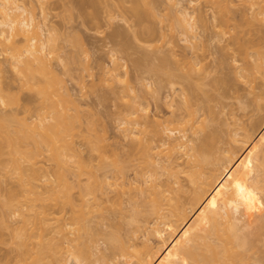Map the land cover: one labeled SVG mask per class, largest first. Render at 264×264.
<instances>
[{
    "label": "rangeland",
    "instance_id": "rangeland-1",
    "mask_svg": "<svg viewBox=\"0 0 264 264\" xmlns=\"http://www.w3.org/2000/svg\"><path fill=\"white\" fill-rule=\"evenodd\" d=\"M71 1L72 0H69V1L68 0H48V2H47V3H49V5L47 7L48 11L46 10V12L48 13L47 14V21L50 25L49 31L51 30L50 34L52 31L54 32L56 29L55 33L52 32L53 34H55L54 36H56V34L59 35V36L55 37V38H57L58 45L56 43L55 44L59 47V48L58 47L57 48L59 49L60 55H61V53L65 52L63 54L65 57L63 55L62 56L59 55L61 57V59L58 56H57L58 58L55 56L56 58L54 57L55 58L54 59L52 56V58L54 59L55 62L53 60L51 62L54 63L55 67H57L58 71L61 73L60 76L61 77L63 76L62 78L66 80L65 82H67L66 84H68V88L71 91L73 90L74 94L70 91L73 95L71 97H73L76 102L78 101L77 102L78 105H76V103L74 102V100L72 98H71L72 100L70 99L71 101L69 100L70 97H68V99H67L68 101L67 100L63 101V99L61 101V99H59L58 96H57L58 99L52 97V100L54 102L58 101L57 102L58 104H59V100L62 103L65 102L64 103L65 105L60 102L61 105L59 104V106L61 107L63 105L62 110H64V108H66L67 112H66V109H65V111H62L60 109L61 111L58 110V113L62 114V115L67 113L66 115L68 117L67 119L69 120L70 125H71V122L73 120L78 118V120H75L72 123V127H71L72 132H70L68 134L69 137L66 136V139L68 137V139L66 140L68 147H69V143L71 142L69 150H68L67 145H65L66 150L70 153V155L66 152V154L68 156V157H66L67 159H65L66 164L60 165L62 167L68 168V169H65V171H68L67 172L68 174L64 170L63 171L61 170L64 168L57 166L56 165L57 163L55 164V162H53V160L49 158L47 151H44L43 155L41 154L42 156L41 155L38 156L39 158L37 157L38 159H36V163H35L36 165L35 166L39 167V170L41 169L40 171H43L45 168L46 169L44 171H47V169H48V174H46V175L48 176L51 174L48 177V179H49V181L52 180V182H54V184L56 182H58L59 179H61L60 180V181H62L61 186L64 188L63 190L65 191L67 197L72 198L74 196L75 201H74L73 207H74V210L76 209L75 211H77V209L82 208L80 206L81 203H80V188H79L81 178L79 179V177L82 176L83 178H85L84 175H81L80 173L78 174L79 171H77L79 165L82 163L81 162L83 160L82 157H84L85 162H87L91 158L92 161L90 159L89 162L91 161V163H94L93 165H97L99 167L98 170L101 169L98 172L108 171L107 173H109V175H111V176L116 174L117 169L115 168V170H114L113 166H115V165L113 163L110 164L109 162L113 161L114 158H117V159H119L121 164L125 165V167H126L125 168V174H126L127 178L130 179V181L135 182L138 179L141 181L143 179H147V177H146L147 173H144V172L150 171V170H147L148 168L149 169L151 168V170H153L158 165L157 164L156 165H150V167H148L147 166L148 164L145 162L146 159L142 160V158H141L142 154H145L144 153L145 151L143 152V150H145V149H143V146L146 145L148 142H150V139H152V138H154V139H152V140H154L153 143H156L155 139H158V140L160 139V138H158V135H157L158 133L156 132V128L158 126L156 124L154 127V124H155L154 122H157V120L165 119L162 122L167 123V121H166L167 118L173 117L172 114L176 113L178 121L180 122V120H182V121L184 120V122H180V123L176 122L178 124H176V123L171 124L170 123L168 126L170 127V125L174 124L173 127H175L176 125H178L179 127H182L180 131L184 132L187 135V138L194 139L193 140V141H195L194 143L198 144L199 146L202 147V149H204V153H205V155H207L209 157V159H210L211 154L207 153V151L211 152V153L214 152L213 153L214 156L211 155V159H213V160L210 159L211 163L209 161V163L205 164L207 166V169L205 168L206 167L205 165H204L205 167H203V169H205L204 170L205 171V173H204L205 177H206V175L209 174L211 176V178H210V176H208L210 178V179L209 178L208 179L212 180L213 179L212 176L215 177L214 174H216V176H217V172L213 173V171L219 170L218 173L221 172V170H220L221 166L224 164L222 166V172H224L226 174H224L225 176H223V173L221 172L220 176H217L218 180L219 181L223 180V182H227V186L231 187L232 189H233V187H235L236 188V190L234 189L235 191L238 190L236 192L237 194L234 195L232 193L231 188L230 189L227 188L228 190H231L230 192L229 191L228 192L232 193V195H234V197H230V194H229L228 198L230 199V201L226 202V206L227 205H229V206L227 208L226 207L225 208L229 211V213H231L235 217L239 218L240 222L242 224H247V225H245L246 227H243L244 229H241V231H243V232L245 231L247 233L244 236L245 239H247L246 235H248V239L250 238L253 240V241L250 239H249L250 241L247 240V241H249L247 243V248L249 249L248 253L251 252L249 254V257L250 256L251 257L249 259L247 258V260H249V261L244 260L243 264H246V263H248V264H264V224H263L264 223V188H263L264 187V127L262 129L259 128L260 130L257 129L258 127L264 126V124H262L264 122V118H262V117H264V74H263L264 69L262 68L263 71H261V69H258L259 67H262V65H264V60H263L264 58H262V56H263L262 54H260V55H262V56H260V60H259V57H257L258 59L256 61L255 60L256 57L255 58L253 57V56H259V55H257L259 53H256V52H258L257 47L260 48L259 49L260 53H261V50L264 53V14H263L264 13V0H228V1L227 0H221V2L219 0V4H218V0H216L217 3L215 2V0L213 2L210 0H193L194 3L193 4L191 3V5H190L191 12L192 11L193 12H196V11L199 12V7H202V9L204 11H200V12H203L205 14V15L203 14L202 15L203 17L200 18L199 15L197 14L198 12L195 13V16H197V17H195V19L198 18V19H196V23L198 20H202L204 17H206L204 19V21H206V22H204L202 20L203 25L200 24L201 21H199L200 23L199 22L197 23L198 28L196 26L195 32L198 35H196V37H195L196 40H195V38L193 39V41L195 40V43L192 40L188 39L194 43V44L190 43L193 45H195L198 42L196 44L197 46L195 45V47H193V46L191 47V45L189 44L190 41H188L187 43L184 41V36L180 32L179 26L177 28L178 24H176V19L174 17L170 18L171 16L174 15V14H172V10H174V9L170 10L171 13L169 11V8H173V7H169L172 5L171 3L173 2V0H171V2H169L170 0L169 1L168 0H157V1L155 0L156 1L155 3H153L154 0H151V1H153L152 3L154 5L157 3L155 5V7L156 8L158 7L156 9L157 10L156 12L158 13L157 14L158 17L157 16L156 17L155 16L149 17L146 15H143L144 17H146L145 19H144V17H142L145 21L143 19H142L143 21H141L140 20L141 18H136L138 16L134 12H132L134 10L132 9V3L130 0H74L72 2ZM183 1H184V3L186 2L188 4L187 1H189V0H183ZM70 3H71V5H70ZM34 4L36 6L35 7L36 10H34L35 9L34 8L33 11L35 12L36 15H38L40 13L38 15V18L42 17L41 16V15H43V14H41L42 10L40 9L39 6H37L36 2H34ZM65 4H67L66 6L68 7V9H70L73 6L72 7L73 10L71 8V13H69L70 10L66 9L67 7L65 6ZM142 4H144V3H142ZM146 5L151 6L150 4H146ZM166 5H168V7H169V8L167 7L168 9L166 8ZM145 6L143 7L144 9H145ZM193 6H195V7L193 8ZM28 8L30 9L31 7L29 6ZM195 9H197V10H195ZM216 9H218V10L215 11ZM257 9H259L261 11L259 12ZM219 10L220 11L222 10L223 15L225 12V16L221 15L222 13H220ZM255 10L257 12L256 14H254ZM214 11H215V13L218 12L220 14L217 13L216 14L217 16H216L213 13ZM243 11H245L244 14L246 16L243 14ZM226 12L228 14H226ZM133 13L136 15V17ZM165 13H166V15H164ZM169 13L172 15L171 16L168 15ZM258 13H260V14H258ZM72 14H74V15H72ZM241 14H243V15H241ZM67 15H69V18L67 17ZM71 15H72V17L70 18ZM218 15L220 16L218 21H220V18H222V17H224L223 18L224 20L221 19L222 21H220V22L216 21L218 19ZM261 15H263V16H261ZM213 16H215V17L213 18ZM214 19H215V21H214ZM226 19L231 20V21H227V27L222 24V23H225ZM153 20H155V21H153ZM173 20H175V21H173ZM154 22H155V24H154ZM172 22H174L175 25L172 24ZM230 22H231V24H230ZM236 22H238V24H240V25H237ZM148 23L149 24L153 23V26H152L153 31L151 30V24L149 25ZM218 23H219V25H218ZM234 23H236V25ZM228 25H229V28H228ZM155 26H157V27H155ZM175 26H176V28H175ZM170 27H172V28H170ZM216 27H218V29L225 27L224 28L225 30H227V29H229V30H227L226 31L227 33H226L224 29L218 30ZM147 28H149V30H147ZM142 29L144 31H142ZM63 31H64V35H61V38H60V34H61V32L63 34ZM145 31H147V32L145 33ZM156 31H157V33H156ZM219 31L220 32L222 31L223 33L222 32L219 33ZM228 31H231V32H228ZM66 32H68V33H66ZM142 32L145 33V35ZM148 32L151 33L152 37L150 36V34H148ZM215 32H216V37H215ZM45 33H48V32L44 31L43 35ZM217 33H218V35H217ZM233 33H235V36L237 34H239V35H237V38L239 36H241L240 37L241 39L238 38V41H237L235 39V37H233L234 36ZM65 34H67L68 36L67 35L65 36ZM69 34L75 35L73 37L76 40L74 45H73V42H74L73 38ZM79 34L81 35L80 37H82V38L79 39L78 42L79 43L81 41L84 42V43L81 42V44L84 46H82L81 44L79 45L77 42V39L80 38ZM212 34H214L213 35L214 37L212 36ZM219 34L220 35L223 34V35L220 36ZM230 34H231V36H230ZM153 35H155V36H153ZM224 35H226V37ZM63 36L67 37V41H66V38H64ZM69 36L71 37V39ZM153 37H155V39ZM152 38H153V40H151ZM221 38L223 40H221ZM58 39L59 40L64 39L63 42L66 44L63 45V43H61V41H60V43L62 45V46H60ZM68 39H70L71 41ZM145 39L147 42H145ZM197 39H198V41H197ZM53 40H54V38H53ZM232 40H234V41H232ZM150 41L152 42V44ZM235 41H237L240 44H241L240 41H242V43L244 41V43L241 45L243 47H245L246 50H244L245 48H243V47L241 48V45L239 44L240 50H238V47L236 46L237 47V49H236L237 51H236L235 45H237L238 43ZM143 42H144V44H143ZM230 42L233 45L229 44ZM76 43H77V45H76L77 47L75 46ZM154 43H156V44L153 45ZM224 43L226 45L229 44L228 46L231 45L228 48V50H226L228 46L227 47H226V45L222 46ZM175 44H176L177 55H179V54L184 55L183 57L193 56L197 61H200L199 62V64L201 63L200 66L202 64L205 66V68L203 65H202V67H199V69L196 71L197 75L200 72H201V74L207 73L205 77L203 76V78H205L204 79L205 81L203 80V78H202V81L208 82V83L206 82L207 84L204 83L205 85H207L208 88L206 87V88H195V89L188 88L189 86L185 85L188 83L187 81H186L187 83H185L184 80H182V82H181L179 77L177 78L176 75H175V77L173 75V78H171L172 79L171 83H173L174 79L176 78V82H178V83H176V82L174 83L176 86H178V85H181L183 87L186 86L185 92L186 93L189 92L188 95L191 97V98H189V100L191 99L190 101H188V102L186 101L187 103L184 101V96H183L184 94H182L180 91H178L179 88L176 91H172V88L170 89L171 85L169 86L170 83H168L171 80H169V78L167 79L165 75L163 78L161 76V74H159L158 72H156L154 70V68L160 63V58L157 55H161L162 53L166 52V50H167V52L164 53V55H167V53L169 54V55H167V56H169V58H168V61H169L170 53H172V52L169 53V51H171L170 46L175 45ZM187 44H189V45H187ZM248 44H252V45H250L251 47H249ZM245 45H248V46H245ZM63 46H64V48H63ZM154 46L155 47L157 46L156 47L157 49ZM60 47L63 49L61 50ZM147 47L148 48L151 47L152 49H155V50H153L154 54H153V51L151 49H148ZM196 47L198 49H196ZM247 47H249V48H247ZM77 48L79 50H77ZM144 48H146V49H144ZM222 48H223V50H222ZM248 49H249V51H248ZM64 50H67V52ZM150 50L152 52H150ZM241 50H242V52L248 51L249 54H247L248 56H246L245 58H247V59L249 58L250 59L249 61H247V59H245V58L243 59V55H245V53H247V52H244L243 54H242V52H238ZM75 51L76 52L80 51L81 54L79 55V52L76 53ZM224 51H226V52H224ZM234 51H235V53H234ZM2 52L3 51H0V59H1L0 60V66L2 67V70L0 69V86L6 87L5 90L7 89V91L9 92L8 94H10V95H7L10 97H9V100L7 101L8 102L7 107L5 106L2 108V110L5 109L3 112L9 113V114H11L10 113L11 111H12V113L14 112L11 115V117H13L15 115L13 117V119L10 117L11 121L13 120V122H15L17 119H18V122H23L24 116H27L26 118L30 122L32 119L38 120L39 117L40 118L43 117V119H44L45 114H46V116L52 115V113L48 112V109H47L48 107H46L44 104V101L47 98L45 97V99H43L44 95L42 94V92L40 90H38L37 88L30 89L31 87L29 88V86L23 82V80L19 77L18 73L14 70V68L11 67V64H8L10 61L9 62L7 61V60H9L7 53L4 52L5 54H3ZM59 52L57 50V53H59ZM71 52H73L74 54ZM226 53H228V54H226ZM87 54H89V57ZM145 54H147V55H145ZM150 54H151L152 59L150 58ZM237 54L239 56L241 54V57L236 58L235 55L237 56ZM77 55H79L78 58H76ZM113 55L116 56V57H113L114 59H112ZM164 55H162V56H164ZM1 56L7 58V60L5 58L2 59ZM154 56L157 58H155ZM232 56L235 58H233ZM62 57H64V58H62ZM172 57H173V55H172ZM183 57L180 56V58H183ZM222 57H224V58L222 59ZM118 58H120L119 61H122V63H123V61H125V63H123V64L120 63L118 61ZM145 58H146V60H144ZM158 58H159V63H157ZM56 59H58V60H56ZM59 59H60V61H59ZM116 59H117L118 67L120 70L118 68L115 70H111V69H114L113 65H115V63H113V62H115ZM237 59H240V60H237ZM261 59H262V62H261ZM111 60H114V61H111ZM181 60H183V59H181ZM254 60H255V62H257L258 65L259 64H261V65L255 66L256 63L254 62L255 65L253 64ZM258 60H259V62H258ZM227 61L229 63L231 61L232 62L229 64ZM241 61H245V62L240 63ZM82 62L85 65L84 64L82 65ZM111 62H112V64H111ZM224 62H226V63L223 64ZM248 62H249V64H248ZM75 63H77V65ZM89 63H90V65H89ZM172 63H173V66H175L174 69H176L177 64L175 63V61H173V58H172ZM220 63L223 65H221ZM233 63H235V64H233ZM245 63H246V65H245ZM151 64H152V66H150ZM169 64H170V61H169ZM199 64H198V66H199ZM231 64H232V66L230 67ZM171 65H169V66L171 67ZM183 65H185V62L183 63ZM243 65H245V66H243ZM76 66H78V67H76ZM84 66H86V67L89 66V67L86 68ZM242 66L245 69H246V67L248 68V66L249 67L255 66L254 68L250 67L251 69L253 68L254 70L249 69L250 70L249 72L252 71V73H250V77L252 75L253 78L251 77L250 79H248V77L247 78L242 77L243 80L241 79V75H238V74L240 72L241 73L246 72ZM73 67H75V68H73ZM236 67H237V70L239 71L238 74L236 72L237 70H235ZM239 67H240V69H239ZM81 68H82V70H81ZM255 68H256V70H255ZM67 69L70 70L71 72L70 71L65 72ZM185 69H187V68L185 67ZM200 69H201V71L198 72ZM204 69H205V71H204ZM61 71L64 74H62ZM202 71H204V72H202ZM253 71H256L257 73L253 72ZM236 74L238 75V77L236 76ZM107 75H109L108 78H107ZM197 75H195L196 78H197ZM125 76H126V78H125ZM218 76H220V77L222 76L223 79H226V78L229 79V80L226 79L224 82H226V81L228 82V81L232 80V82L230 81L231 83H233L232 86L230 88H228L227 82L226 83L223 82V83H221L222 85L217 84L218 87H222L224 84H226L222 88L214 87L215 85L213 84V81H214V83L216 81L218 82V80H215L214 78L216 77L218 79ZM127 77H128V79H127ZM201 77H198L200 82H202L200 80ZM165 79L167 81H165ZM179 80H180V82H179ZM126 81L130 82V84L132 86L130 84H128V87H127ZM183 81L185 84H183ZM195 82H198V81H195ZM200 82H199V84H201ZM209 83H212V85H214V86H212V85L210 86ZM229 83H228V85L231 84V83L230 84ZM162 84H164V87ZM167 86H169V87H167ZM129 87L131 90L128 89ZM201 87H203V85ZM205 95H208V96H205ZM53 96H56V95L54 94ZM60 96H62V94ZM65 96L66 95H64L63 98ZM133 97H135V99ZM17 98L19 101L17 100ZM142 99H143V101H142ZM129 100H130V103L128 102ZM139 100H141V101H139ZM167 100L170 103H172L170 101V100H172L173 104H170ZM47 101L50 102L51 99L45 101L46 103H49ZM189 103H190V105H189ZM131 104H132V106L134 104L135 107L139 106L138 107L139 112L132 114L130 116L133 119L137 118V120L139 121L137 127H138V131H140V134H139V136H137L138 134L136 133L133 136L134 138H132L131 136L129 138H127L126 136H124V133L122 131V129L124 128V127L122 128V125L123 126L125 125V124H123L122 119L129 113L128 112L125 115V112L128 111L127 110L128 105H130L129 106L130 109L132 108ZM169 104L174 105V106L170 107ZM184 104H187V105H184ZM48 105L50 106V103ZM25 106L28 108H26ZM59 106H58V108H59ZM186 106L189 108H187ZM42 107L44 109H41ZM126 107H127V109L125 110ZM135 107L132 110H135ZM191 108H192V110H191ZM28 109H30V110H28ZM130 109H129V111H131ZM172 110H174V112ZM192 111L194 112V114L192 113L194 116H192L190 113ZM63 112H66V113H63ZM139 113H141L140 116L144 115L143 118H139L140 117V116H138ZM66 115H64V116H66ZM16 116H17V119H15ZM121 117H123V118H121ZM202 118H204V119H202ZM10 119H9V122H11ZM141 119L142 120L144 119L146 121V123L145 122L143 123L144 120L141 121ZM260 119L263 121L262 123H261ZM150 120H152L151 123H150ZM199 120L203 121L204 124L201 123V121H199ZM257 120L258 121L260 120V123L262 124V126L257 125L258 127H255ZM47 121H48V119H46V122ZM175 121H177V120H175ZM205 121H206V123H205ZM254 122H256V123L253 124ZM75 123L79 126H76ZM192 123H193V125H192ZM200 124L204 125L203 129H202V125H200ZM206 124H208V125H206ZM252 124L254 125L255 128H251ZM258 124H259V122H258ZM73 125L77 128H79V127L80 128L75 129ZM20 126L22 127L23 125L18 124L17 122L12 123V124L9 123V125L7 127V132L4 130L6 136L3 135V138H2L1 137L2 134L0 133V144H2V145H0V148H2V149H0V152L3 153V154L0 153V156L2 157V158L0 157V161L3 160V162L6 165H8V167L10 166L9 168H11V169H12V162L10 165L7 163L12 161L11 159L13 158V155H12V158H9L11 156H9V157L7 156L10 159V161L8 158H6V154L8 155V153H6V152H8L11 149V147L9 145V141H8V132L13 134V133H15V129H21ZM183 127H184V130H182ZM29 128L22 127V129L24 131L26 129H27L26 131H32V129H29ZM73 128H74V130H73ZM178 129H180V128H178ZM80 130H81V132H79ZM246 130H247V133H245ZM248 130L252 134V137H251V134L248 132ZM76 131H78V133H79V135H77V136H76V134H78V133ZM235 131H237L238 133ZM4 132H2V133H4ZM73 132H76V133H73ZM155 133H157V134H155ZM211 133L214 135V137H212L213 135ZM248 133L250 135H248ZM71 134L72 135L74 134V136H72ZM177 134H180V132ZM207 134L208 135L210 134L211 136H208ZM141 136L143 137L144 140L146 139V142L144 141L146 144L144 142H142L140 144L141 141H139V140H141L140 139V138H142ZM207 136L210 139L212 138L211 142L209 141L210 139L208 140ZM148 137H150V138H148ZM204 137L207 139L205 140ZM90 138H91V140H90ZM236 138H237V140H235ZM147 140H148V142H147ZM207 140L210 143L214 142L212 144V146L208 145L209 142ZM93 142H95V144ZM96 142H97V144H96ZM158 142H160V141H158ZM21 144H23L24 147H29V148L34 146V143L31 140L24 141V142L22 141ZM73 144L77 148L72 146ZM93 144H94V146H93ZM104 144H105V146H104ZM142 144H144V145H142ZM2 146H4V147H2ZM6 146H7V148L9 147L10 149H7ZM95 146H96V150L94 148ZM72 147H74L76 150H74V148H72ZM97 147H99V148L97 149ZM207 147H208V149H207ZM144 148H145V146H144ZM209 148L211 150H209ZM213 148H215V149L212 150ZM77 149H79V150H77ZM106 149H107V151H106ZM205 149H207V151H205ZM3 150H5V151H3ZM79 152L81 155L79 154ZM101 152H105L103 154V156H102ZM232 152L235 154H233ZM74 153L75 154L77 153V154L75 155ZM232 155H235V158H236L237 163H238V165H236V164L235 165L239 167L238 168L239 172H237L238 170L237 171L233 170V173L228 171L230 169L231 165H230V163L228 164V161L226 158L230 159V156H232ZM40 157H42V158H40ZM73 157H75V158H73ZM102 157H105V159L107 157V159L105 161L106 162L109 161L108 163H106V162L104 163V164H106V166H104V164H103L104 161H103ZM144 157H145V155H144ZM184 157H187V158H184ZM190 157L186 156V155L180 157L179 161L177 162V163H179L178 166L175 165V169L173 168L175 171H177L176 167L179 169L177 171L179 184L178 185L175 184V185H176V187H178L180 185V188L178 189L179 191L176 190L175 193H176L179 201L183 200L181 205H177V206H181L179 208H182V209H179V208L178 209L180 211L186 210V212L190 216V217L188 216V218L190 219V222L192 221L191 223L188 224L189 226H191V229H189L190 227L188 228V225H187V228L190 231H185V229L183 227L186 228V226H180V229H178V230H179V232H182V231L185 232V233H183V232L182 233H183V236L185 235L184 239H186V240L188 239V237L190 235H193L192 237H189V239L190 240L192 239V241H193V237H195L194 242L196 240L197 242H195V243L197 245L203 247V248H206L207 244H209L210 241L212 242L214 240L215 241L213 243L215 245V243H219L220 240L222 239L223 241H221L219 243V245H221V244H223L222 242L225 241L224 239L226 237H224V234L228 230V229L227 230L223 229L224 230V233H223L222 228H223V226H225L227 224H225V222H223L222 219L219 221V223L215 224L214 221L210 218V216H208L209 218H205L207 215H209L208 212H206L207 213L206 216H205V213L201 214L202 211L205 212L204 210H202L203 204L199 205V204H201V203H199L198 205L200 207H198V205H197L198 202L196 204H195V202H194V204L191 203V201L193 202L192 198H193V195L195 193V188H194L195 183L191 181L190 176H192L193 172H198L197 170H199V172H200L201 170H200V167H193L192 162L194 160V157L192 156L191 157L192 160L189 161ZM235 158H233V159H235ZM39 159H41V161ZM86 159H88V160H86ZM4 160H6V161H4ZM66 160H68V162ZM214 160H215V162H214ZM7 161H9V162H7ZM37 161L38 162L40 161L41 163L43 162L42 165L44 166V169L41 168L42 167L41 164H39ZM3 162L1 161V163H3ZM26 162L27 161H25L24 163H26ZM89 162H87L88 166L90 164ZM67 163H68V165H67ZM83 163H84V161H83ZM87 163H86V165H87ZM5 164H3V165H5ZM74 164L76 167L77 166L78 167L76 168L74 166ZM107 164L108 165L110 164L108 166V168H107ZM208 164H210V165L208 166ZM189 165H190V167H189ZM66 166H68V167H66ZM84 166H85V164H84ZM90 166H91V164H90ZM153 166H156V167H153ZM212 166H217V168L219 167L220 169L217 170V168L215 169ZM105 167H106V169H105ZM209 167H210V169H209ZM49 168L51 171L49 170ZM59 168H60V170H59ZM72 168L75 170H73ZM231 168H233V166ZM235 168L236 167H234V169ZM2 170L3 169L0 165V181H1L0 188L2 187L1 188L2 190L0 189L1 190L0 195H2V197H3V195H4L3 188L5 187V185L6 184H9V185L13 184L14 185L16 180L18 182V179H17L16 175L15 176L13 175L15 173H13L12 171L7 172L4 169L6 171L5 172ZM206 170H207V172H206ZM210 170H211V173H210ZM59 171H62L63 173L62 172L60 173ZM69 171H70V173H69ZM163 171H164V174L163 175L161 174V178H160L161 180L164 179L163 177H165V179H166V177L169 176L170 168L166 166ZM73 172H75L77 174H74ZM150 172H148V173H150ZM4 173L5 174L10 173V175H12V176L8 175V177H6L7 175H5ZM39 173H42V172H39ZM45 173L46 172H44L42 174H45ZM141 173H143L144 175H142ZM212 173H213V175H212ZM234 173H235V176L238 175L236 177V179H235L234 175L232 176V174H234ZM59 174H62L63 176L60 175V178H59ZM65 175H67V176H65ZM201 176H203V175H201ZM40 177L38 179H40V180L42 179L41 181L43 183L45 181V183L47 182V184H48V180L44 179V181H43L44 177L43 176H42L43 178H40ZM69 177H71V178H69ZM142 177H143V179H142ZM226 177H227L228 181H224V180H226L225 179ZM50 178H52V179H50ZM13 179H16V180H13ZM82 181H84V180L82 179ZM2 182L3 183L5 182L4 183L5 185ZM232 182L234 183L233 187H232V184H233ZM229 183H232L231 186ZM18 184H19V182L17 183V186H15L16 184L14 186L12 185L13 186L12 189H14V188L16 189V187H18L17 188V190H18L19 189ZM64 184H66V185H64ZM135 184L137 185L138 182H136ZM67 185L70 187H68ZM136 185L135 186H134V184L131 185V187L126 190V192H122V193L119 192L118 189H108V193L102 195V200H101L102 205L100 206L101 208L98 209V208L94 207V211H93V208H91L93 212H91V213L89 212V214H91V217L89 216V220L82 219V216H81V220H80V218H78V217L76 218L73 216L74 220L76 222L73 221V218H72V222H70L71 221L70 218L72 217L71 215L73 214L72 207H70V204H68V203H65L63 205L61 204L59 207L62 209V211L58 212V214H55V215H58L60 217V221H63L62 219H64V221H66V223L68 222V224H69L68 226H66L67 224L65 225L66 229L64 228V230H66V234L68 233V235L65 234L66 235L65 236V235L61 234L62 237L65 236V238L63 240L61 237V241H59V242H62V240H63V241H65L64 243H66L65 245L69 246L66 248L67 252H69L68 248L70 249L71 247L73 248L72 251H74V249L76 252H78V250L81 251V253L83 255V257L81 258L82 264L86 263L85 262V261H87L86 258H88V261L89 260L91 261V264H109V263L110 264H137V257H138V254L140 252H142V255L147 253L151 257H156V253H160L163 251L164 253H162V254L165 255L167 250L169 251V249H170V244L172 245L173 244L172 242L175 241V240H171L170 235H171V233H172V235L174 233V236H175L176 233L173 232L174 230L172 231V229H171L172 227L170 228V226H172V224L167 222L168 219L165 220V217H162L161 219L164 222L159 218L158 219L160 221H158V219L155 218L156 215L151 214V213L148 214V209L150 208L148 201H147L148 191L146 192V190H145L144 192L141 193L139 189L135 188ZM224 185H226V184H224ZM227 186H225V187H227ZM72 193H73V195H72ZM71 195H72V197H69ZM144 195H145V197H144ZM218 200H220V199H218ZM216 202L219 203V201H217V200H216ZM79 203H80V205H79ZM146 203H147V205H146ZM179 203H181V202H179ZM190 203H191V205H189ZM236 203L238 204V209L235 208ZM67 204L69 206H67ZM98 205H100V204H98ZM194 205H196V206H194ZM75 206H76V208H75ZM145 206H147V208H145ZM185 206H188L189 208L188 207L186 208ZM191 206L193 207V212H192ZM194 207L196 210L194 209ZM216 207L219 208L218 205ZM200 208L202 211L199 210ZM220 208H221L220 210L223 211V204H222V206H220ZM139 209H141V210H139ZM203 209H205V207ZM196 211H197V213H196ZM77 212L80 214L79 211H77ZM77 214H76V216H78ZM197 214H199V217L201 215H203V217L205 216L204 219H203V217H200L201 218V220H200V218L197 217L198 216ZM69 216H71V217H69ZM0 219H1L0 220V264H16V263L19 264V262L17 261L18 251L16 252V250H15V245L17 246V243H14V241L16 242V239L14 237H15V235L17 236L19 223L16 221L15 217H12L10 219L8 217V219L6 218V222L10 221L11 223H9V224L7 223V227H9V228H7L5 226L6 222H5V224H2V223H4L3 221H5V218L4 219L1 218V210H0ZM196 219H199V220H196ZM205 219H206V223H205ZM156 220H157V222H156ZM169 220H170V218H169ZM52 221H54V220H52ZM60 221L55 220V223L54 222L51 223L50 228H52V225H54V227L56 228V226L60 223ZM145 221H146V223H145ZM179 221H180V219L178 220L177 223H179ZM73 222H74V224H72ZM161 222H163V223H161ZM220 222L223 223L222 224L223 226L221 225ZM80 223L81 224L85 223V225H81ZM87 223L88 224L90 223L89 226L91 225V227H89V228H91V231H89L87 229L86 230L89 231L91 234L90 233L86 234L84 232L85 226H86V228L88 227ZM138 224H140V226H142L143 229H142V227H139ZM181 224H182V222H180L179 225H181ZM190 224H192V225H190ZM200 225H201V228H200ZM54 227L52 228V229H54L53 230L54 233L51 229V231L47 235H51L52 233L56 234V235H60L57 231L55 232ZM155 227H158L159 230L156 231V233L152 234L150 229L152 230V228H155ZM219 227L221 228L220 230H218ZM145 228H148V230L150 231V239L151 240L148 244L144 243V238L142 236V233H143L142 231H144ZM56 229L58 230V228H56ZM182 229H184V230H182ZM64 230H63V232H65ZM133 230H134V232L131 233V231H133ZM180 230H182V231H180ZM257 230H258V232H257ZM199 231H201V232L199 233ZM219 231H221L220 235L217 233ZM61 232H62V230H61ZM186 232L189 234H187ZM227 233L230 234L229 231ZM255 233L260 234V235H253ZM131 234H136V235L134 236V238L130 239L129 236ZM221 234H223L222 238H221ZM229 234H227V235H229ZM240 234H241V232H240ZM47 235H46V238L48 237ZM186 236H187V238H186ZM218 236H220V237H218ZM225 236H226V234H225ZM68 237H70L71 239H69ZM113 237L118 238V241L116 239L117 242H115V243H118V248H116L115 243H114V247L116 250L115 249L111 250L114 252V253L113 252L111 253L110 249H107L106 246L108 245L107 243L110 244L111 241H112V243L114 242ZM67 238H68V240L66 242L65 239H67ZM111 238H113V240ZM216 238H218L219 240H216ZM253 238H255V239H253ZM11 239H14V240L11 241ZM48 239H51V238L49 237ZM166 239H168L167 241H169V242H167V243H169V245L167 243H165ZM227 239L228 238H226V240ZM57 240H59V238H57ZM186 240H185V242H186ZM11 242H13V243H11ZM227 243L229 244V242H227ZM228 244L225 243V244H223V246L226 245V247H228L227 246ZM167 245L169 248L167 247ZM109 246L112 247L111 245H109ZM63 247H64V245H63ZM166 247L168 248L167 250H166ZM220 247L222 249V245ZM251 248H253V249L251 250ZM156 249H157V252H155ZM223 249H224V247H223ZM148 251L150 253H148ZM67 252H66V255L68 254ZM166 255H167V257H166ZM166 255H165L166 259L168 257L171 258L170 251H169V254L167 252ZM110 257L111 258L115 257L116 262L113 261V263H112L111 261H109ZM113 258H112V260H114ZM169 258H168V261H170L171 264H178L177 261L169 259ZM87 264H90V262H88Z\"/></svg>",
    "mask_w": 264,
    "mask_h": 264
},
{
    "label": "bare ground",
    "instance_id": "bare-ground-1",
    "mask_svg": "<svg viewBox=\"0 0 264 264\" xmlns=\"http://www.w3.org/2000/svg\"><path fill=\"white\" fill-rule=\"evenodd\" d=\"M69 1V0H68ZM72 1H74V0H72ZM71 1V2H72ZM131 1V3H132V9L134 10V11H132V12H134L138 17H136V15H135V17L136 18H141L140 20L141 21H143L146 17H144L143 15H146V16H157L158 17V13L156 12L157 10V8L155 7V5L157 4H153V3H155L156 1L154 0V2L153 1H151V0H130ZM169 1V0H168ZM210 1H214V0H210ZM228 1V0H227ZM34 2H36V4H37V6H39L40 7V9L42 10V12H41V14H43V15H41L42 17H40V18H38V15L40 14H38V15H36L35 14V12L33 11V9L36 7L35 6V4H34ZM48 2V0H0V51H3L2 53L3 54H5V53H7V55H8V59L9 60H7V58H5V57H2V59H6L9 63L8 64H11V67L12 68H14V70L18 73V75H19V77L23 80V82L25 83V84H27L28 86H29V88L30 89H32V88H37L38 90H40L41 92H42V94L44 95H42L43 96V99H45V97L47 98V99H45V101L46 100H49V99H51V101L49 102V101H47V102H49L50 103V106L48 105L49 103H46L45 101H44V104H45V106L46 107H48L47 109H48V112L49 113H52V115H47L46 116V114L44 115L45 117H44V119H43V117H39V119L38 120H34V119H32L30 122H29V120L26 118L27 116H22L24 119H23V122H18V119H17V116H16V118L15 119H17L15 122H13V120L11 121V119H10V117H11V115L14 113H12V111L10 112L11 114H9V113H4L3 111L5 110H2V108L3 107H7V101L9 100V97L10 96H7V95H10V94H8L9 92L7 91V89L5 90V88L6 87H2V86H0V133L2 134V138H3V135H5V132H4V130L7 132V127H8V125H9V123H18V124H22L23 126L22 127H27V128H29V129H32V131H24L23 129H22V127H21V129H15V133H13V134H11L10 132H8V141H9V145H10V147H11V149L8 147L7 148V146H6V148L7 149H10L8 152H6V153H8V155L6 154V158H8L9 156H11V157H9V158H12V155H13V158L11 159L12 161H10V159H9V161H7V162H9V163H7V164H11V162H12V169L11 168H9L8 167V165H6L4 162H3V160H1L3 163H1V161H0V165H1V167H2V171H5L7 168V172H13V173H15V174H13L14 176L16 175L17 176V179H18V182H19V189L17 190V188L18 187H16V189L14 188V189H12L13 188V186L15 185V186H17V180L16 179H13V180H16V182H15V184L12 186L11 184V186L9 185V184H4L3 182V184L5 185V187L3 188V190H4V195H3V197H2V195H0V210H1V218L2 219H4L5 218V221H3L4 223H2V224H5V222H6V218L8 219V217H9V219L10 218H12V217H15L16 218V221L19 223V226H18V233H17V236L15 235V239H16V242L14 241V243H17V246L15 245V250H16V252L18 251V254H17V261L19 262V264H82L81 263V258L83 257V255H82V253H81V251H79L78 250V252H76L75 251V249H74V251H72L73 250V248L71 249H69L68 248V250H69V252H67V247H69V246H67V245H65L66 243H64L65 241H63L64 240V238H65V236L66 235H68V233L66 234V230H64V228L66 229V226H68L69 224H68V222L66 223V221H64V219H62L63 221H60V217L58 216V215H55V214H58V212H61L62 211V209L59 207L61 204L63 205V204H65V203H68V204H70V207H72V210H73V214L71 215V216H69V217H71L70 219H71V221L70 222H72V218H73V221L74 222H76L75 220H74V217H78V218H80V220H81V216H82V219H86V220H89V216L91 217V214H89V212L91 213V212H93L94 211V207L95 208H101L100 206L102 205L101 203H102V195H104V194H107L108 193V189H118V191L119 192H126V190L128 189V188H130L131 187V185H133L134 184V186L136 185L135 183L136 182H138V184L136 185V187L135 188H137V189H139L140 190V192L142 193V192H144L145 190H146V192L148 191V195H147V201H148V204H149V206H150V208L148 209V214H154V215H156V219H161L162 217H165V220L166 219H168L167 220V222H169V223H171L172 224V226H170V228L172 229V231L173 232H175L176 233V235L174 236V233H173V235H172V233H171V235H170V237H171V240H175L174 242H172L173 244V246L170 244V249H169V251H170V256H171V258H169V259H172V260H175V261H177L178 262V264H243V261L245 260V261H249V260H247V258L249 259L250 257H249V254L251 253H248L249 252V249L247 248V243L250 241V240H252V239H248V235H246L247 236V239H245V234H247L245 231L243 232V231H241V229H244L243 227H246L245 225H247V224H242L241 222H240V219L239 218H237V217H235L234 215H232L231 213H229V211L226 209L229 205H227L226 206V202H228V201H230V199L228 198V196H229V194H230V197H234V195L235 194H237L236 192L238 191H235L236 190V188L235 187H233V185H234V181L232 182V183H229L230 184V186H231V184H232V187H233V189L231 188V187H229V186H227V182H223V180H221V181H219L218 180V178H217V176H220V174H221V172H222V166L224 165H222L221 166V169L218 167L217 168V166H212L213 168H217V170L218 169H220L221 170V172H219L218 173V171H213L212 169V171H213V173H215V172H217V176H216V174H214V176L215 177H213L212 176V178L215 180L216 178V180L214 181L213 179L212 180H209L210 178H211V176L208 174V175H206V177H205V175H204V173H205V169H203V167H205L206 165L205 164H207V163H209V161H210V163H211V160H213V159H211V155H213L214 156V152L213 153H211V152H208L207 151V149H208V147H207V149H205V151H207V153H209V154H211L210 155V159H209V157L207 156V155H205V153H204V149H202V147L201 146H199L198 144H196V143H194L195 141H193L194 139H192V138H187V135L184 133V132H181L180 130H181V128L182 127H179L178 125H176L175 127H173L174 126V124L173 125H170V127L168 126L170 123L172 124V123H176V122H178V123H180V122H184V120L182 121V120H180V122L178 121V119H177V116H176V113L174 114L173 112H174V110H172L173 112V114H172V116L173 117H169V118H167V123L165 122V123H163L162 121L163 120H165V119H163V120H157V122H154L155 124H154V127H155V125L157 124V128H156V132L158 133H155V134H157L158 135V138H160L159 140L158 139H155V142L156 143H153L154 142V140H152V139H154V138H152V139H150V142H148V140H147V144L145 143L146 142V139L144 140L143 139V137L142 138H140L141 140H139V141H141L140 142V144L142 143V142H144L146 145H144V144H142V145H144L145 146V148H144V146H143V149H145V150H143V152L145 153V154H142V160H144V159H146L145 160V162L148 164H146L148 167H150V165H158L157 167L156 166H153V167H156V168H154L153 170H151V168L149 169H147V170H150V171H143L144 173H147L145 176L147 177V179H143V177H142V181L141 180H137V181H135V182H133V181H130V179H128L127 178V176H126V174H125V165L124 164H121L120 163V161H119V159H117V158H114L113 159V161H111V162H109V161H105L106 159H107V157H106V159H105V157H102L103 158V164L106 162V163H113L115 166H113L114 168V170H115V168L117 169V171H116V174H114V175H109V173H107L108 171H106V172H104V171H101V172H98V171H100V170H98L99 169V167L97 166V165H93L94 163H91V161H92V159H91V161L89 162V160L88 159H86V160H88L87 162H89L90 164H91V166H90V164H89V166H88V163L87 162H85V160H84V157H82V163H83V161H84V163L82 164H80L79 165V167H78V170L77 171H79L78 172V174L80 173L81 175H84V177L85 178H83L82 176L81 177H79V179H80V184H79V188H80V203H81V205H80V203H79V205L82 207V208H79V209H77V211H79L80 212V214L77 212V211H75L74 210V201H75V198H74V196L72 197V195H73V193H72V195L71 196H69V197H72V198H68L67 197V195H66V193H65V191L63 190L64 188L61 186L62 184V181H60L61 179H59V181L58 182H56L55 184H54V182H52V180H50L49 181V179H48V177L51 175H46V174H48V169H47V171H44L45 169H44V166L42 165V163L40 162L41 161V159H39L40 161L38 162L39 164H41V168H43L44 170L43 171H40L39 170V167H36L35 165V163H36V159H38L39 157L38 156H40L41 154L43 155V152L44 151H47V153H48V156H49V158L50 159H52L53 160V162H55V164L57 165V166H60V165H64V164H66L65 163V159H67L66 157H68L67 156V154H66V152L70 155V153L66 150V146L65 145H67V142H66V140L68 139V137H69V133L70 132H72L71 130V127H72V123H73V121H75V120H78V118L77 119H75V120H73L72 122H71V125H70V123H69V120L67 119L68 117H67V109L66 108H64V110H62V107H63V105L60 107L59 106V104H60V102L62 101V99H63V101H66L67 99H68V97H70L69 98V100L72 98L73 100H74V98L73 97H71V96H73L72 95V93H73V90L71 91L69 88H68V84H66L67 82H65L66 80L65 79H63L61 76H60V72L58 71V69H57V67H55V65H54V63L53 62H51L52 60L54 61V59L58 56L60 59H61V57L60 56H62L65 52L64 51H66L67 52V50H64L63 52L64 53H61V55H60V52H59V47L57 46L58 45V43H57V38H55L56 36H59V35H57L56 34V36H54L55 34H53V33H55V31H56V29H55V31L52 33L51 32V34H50V31H49V28H50V25H49V23H48V21H47V12H46V10H47V7H48V5H49V3H47ZM127 2V1H126ZM153 2V3H152ZM169 2H171V0L169 1ZM188 2V4L185 2L184 3V1L183 0H173V2L171 3L172 5L171 6H169V7H173V8H169L168 7V5H166V8L168 7L169 8V11L171 10V9H174V10H172V14H174L173 16H171L172 14H170L171 13V11H170V13L168 14V15H170L171 17L170 18H172V17H174L175 19H176V24H178L177 25V28H178V26H179V30H180V32H181V34H183V36H184V41L187 43L188 41H190V40H192L193 41V39L196 37V35H198V34H196V32H195V30H196V26H197V23L199 22V21H201V25H203L202 24V20L204 21V19L206 18V17H204L202 20H198L197 21V23H196V19H198V18H196L195 19V17H197V16H195V13H197L198 11H196V12H191V9H190V5H191V3L193 4L194 2H193V0H189V1H187ZM196 2V1H195ZM215 2H216V0H215ZM214 2V3H215ZM220 2H221V0H220ZM256 2V1H255ZM254 2V3H255ZM28 3V4H27ZM142 3H144L145 5L146 4H150L151 6H148V5H144V4H142ZM152 3V4H151ZM168 3V2H167ZM217 3V2H216ZM218 4H219V0H218ZM259 4V3H258ZM32 8H28L29 6ZM67 4H65V6H66ZM70 5H71V3H70ZM75 5V4H74ZM145 6V9L143 8L144 6ZM154 5V6H153ZM195 5V4H194ZM69 6V5H68ZM82 6V5H81ZM80 6V7H81ZM148 6V7H147ZM67 7V6H66ZM65 7V8H66ZM73 7V6H72ZM71 7V8H72ZM195 6H193V8H194ZM220 7V6H219ZM71 8L70 9H68V7L66 8V9H68V10H70V12L69 13H71ZM167 8V9H168ZM221 8V7H220ZM257 8V7H256ZM262 8V7H261ZM131 9V8H130ZM223 9V8H222ZM34 10H36V8L34 9ZM72 10H73V8H72ZM194 10V9H193ZM195 10H197V9H195ZM218 9H216L215 11H217ZM259 12L261 11V10H259V9H257ZM48 11V10H47ZM66 11V10H65ZM200 11H204L203 9H202V7H199V12L197 13L198 15H199V17L200 18H202L203 16V12H200ZM215 11L213 12L215 15L218 13H215ZM220 11V10H219ZM263 11V10H262ZM224 12V11H223ZM67 13V12H66ZM202 13V14H201ZM220 13H222V10L220 11ZM220 13H218V14H220ZM242 13V12H241ZM245 13V11H243V14ZM254 13V12H253ZM257 12H256V10H255V13L254 14H256ZM213 14V15H214ZM226 14H228L227 12H226ZM243 14H241V15H243ZM258 14H260V13H258ZM264 14V13H263ZM72 15H74V14H72ZM72 15L70 16V18L72 17ZM164 15H166V13L164 14ZM205 15V14H204ZM221 15H223V13L221 14ZM245 15V14H244ZM217 16V15H216ZM223 16H225V12H224V15ZM246 16V15H245ZM260 16V15H259ZM261 16H263V15H261ZM67 17L69 18V15H67ZM142 17H144V19L142 18ZM215 16H213V18H214ZM219 15H218V19L216 20V21H218L219 20ZM232 17V16H231ZM154 18V17H153ZM152 18V19H153ZM217 18V17H216ZM224 17H222V18H220V21H222V20H224L223 19ZM258 18V17H257ZM143 19V20H142ZM148 19V18H147ZM156 19V18H155ZM159 19V18H158ZM222 19V20H221ZM139 20V19H138ZM149 20V19H148ZM157 20V19H156ZM140 21V22H141ZM145 21V20H144ZM150 21V20H149ZM153 21H155V20H153ZM152 21V22H153ZM173 21H175V20H173ZM214 21H215V19H214ZM220 21H218V22H220ZM227 21H231V20H227L226 19V21H225V23H222L224 26H226L227 27ZM204 22H206V21H204ZM262 22V21H261ZM216 23V22H215ZM237 23V25H240V24H238V22H236ZM236 23H234L235 25H236ZM149 24V23H148ZM147 24V25H148ZM151 24V23H150ZM149 24V25H150ZM154 24H155V22H154ZM172 24H174V22H172ZM171 24V25H172ZM214 24V23H213ZM230 24H231V22H230ZM233 24V25H234ZM170 25V26H171ZM175 25V24H174ZM216 25V24H215ZM218 25H219V23H218ZM221 25V24H220ZM234 25V26H235ZM146 26V25H145ZM152 26H153V23L151 24V30L153 31V29H152ZM52 27V26H51ZM144 27V26H143ZM150 27V26H149ZM155 27H157V26H155ZM221 27V26H220ZM223 27V26H222ZM170 28H172V27H170ZM175 28H176V26H175ZM197 28H198V26H197ZM217 29H218V27H216ZM225 28V27H224ZM224 28H221V29H218V30H223ZM228 28H229V25H228ZM145 29V28H144ZM156 29V28H155ZM216 29V30H217ZM231 29V28H230ZM53 30V29H52ZM147 30H149V28H147ZM225 30V29H224ZM227 30H229V29H227ZM227 30H225V32L227 31ZM44 31L45 32H48V33H45L44 35H43V33H44ZM142 31H144L143 29H142ZM58 32V31H57ZM147 31H145V33H146ZM151 32V31H150ZM155 32V31H154ZM222 32V31H221ZM220 31H219V33H221ZM224 32V33H225ZM228 32H231V31H228ZM59 33V32H58ZM66 33H68V32H66ZM70 33V32H69ZM143 33V32H142ZM145 33H143L144 35H145ZM156 33H157V31H156ZM223 33V32H222ZM227 33V32H226ZM71 34V33H70ZM69 34V35H70ZM148 34H150V36H151V33H149L148 32ZM234 34V36L233 37H235V39L238 41V38L239 39H241L240 37L241 36H239L238 38H237V35H239V34H237L236 36H235V33H233ZM54 37H53V36ZM61 35H64V31H63V34H62V32H61V34H60V38H61ZM67 34H65V36H66ZM73 35V36H72ZM72 35H70L72 38L75 36L74 34H72ZM147 35V34H146ZM214 34H212V36H213ZM217 35H218V33H217ZM220 35V34H219ZM223 35V34H222ZM222 35H220V36H222ZM52 36V37H51ZM68 36V35H67ZM69 36V37H70ZM77 36V35H76ZM81 35L79 34V37H80ZM153 36H155V35H153ZM225 37H226V35H224ZM230 36H231V34H230ZM64 37V36H63ZM71 37H70V39H71ZM152 37V36H151ZM198 37V36H197ZM214 37V36H213ZM215 37H216V32H215ZM53 38H54V40H53ZM64 38H66V41H67V37H64ZM82 37H80V38H78L77 39V42H78V40L79 39H81ZM146 38V37H145ZM154 39H155V37H153ZM153 38L151 39V40H153ZM218 38V37H217ZM220 38V37H219ZM70 39H68V40H70ZM147 39V38H146ZM146 39H145V42H147L146 41ZM183 39V38H182ZM188 39H190V40H188ZM226 39V38H225ZM232 39V38H231ZM234 39V38H233ZM59 40V39H58ZM83 40V39H82ZM144 40V39H143ZM150 40V39H149ZM195 40H196V38H195ZM195 40L193 41L194 43H195ZM219 40V39H218ZM221 40H223L222 38H221ZM220 40V41H221ZM55 41V42H54ZM60 41H61V43H63V45H65L66 43H64L63 41H64V39L63 40H59L58 42L60 43ZM71 41V40H70ZM69 41V42H70ZM73 45H74V43H75V38H73ZM197 41H198V39H197ZM232 41H234V40H232ZM237 41H235V42H237ZM82 42V41H81ZM81 42L79 43L78 42V44L80 45L81 44ZM151 42V41H150ZM193 42H189V44L190 43H193ZM241 42V44H243L244 43V41H243V43H242V41H240ZM57 45H56V44ZM61 43H60V46H62L61 45ZM82 43H84V42H82ZM193 43V44H194ZM198 43V42H197ZM196 43V44H197ZM238 43V42H237ZM248 43V42H247ZM143 44H144V42H143ZM142 44V45H143ZM146 44V43H145ZM151 44H152V42H151ZM156 43H154L153 45H155ZM174 44V43H173ZM189 44H187V45H189ZM193 44H190L191 45V47L193 46V47H195V45H193ZM229 44H231V42L229 43ZM228 44V45H229ZM235 44V43H234ZM240 43H238L237 45H235V50L237 49V47H238V50H240L239 49V47H240V45H239ZM56 45V46H55ZM69 45V44H68ZM77 45V43L75 44V46ZM82 45V44H81ZM199 45V44H198ZM224 45H226L225 43L222 45V46H224ZM228 45H226V47L228 46ZM231 45H233V44H231ZM230 45V46H231ZM239 45V46H238ZM249 45V47H251L250 45H252V44H248ZM248 45H245V46H248ZM67 46V45H66ZM70 46V45H69ZM82 46H84V45H82ZM146 46V45H145ZM144 46V47H145ZM186 46V45H185ZM197 46V45H196ZM221 46V47H222ZM230 46H228L227 47V49L226 50H228V48L230 47ZM237 46V47H236ZM58 47V48H57ZM77 47V46H76ZM79 47V46H78ZM152 47V46H151ZM148 48V49H151L152 51L153 50H155V49H152V48ZM155 47V46H154ZM157 47V46H156ZM155 47V48H156ZM171 47V48H170ZM169 48H170V50L171 51H169V53L170 52H172V53H170V59H169V61H170V64H169V61H168V58H169V56H167V55H169L168 53H167V55H164V53H166L167 52V50H166V52H164V53H162L161 55H157V56H159V58H160V63H159V58L157 59V63H159L155 68H154V70L156 71V72H158L159 74H161V76L164 78V75L166 76V78L168 79L169 78V80H171L170 82H168V83H170L169 84V86H170V89L172 88V91H176L178 88H179V90L178 91H180L182 94H184L183 96H184V101L186 102H188V101H190L189 100V98H191L189 95H188V93L189 92H185V87L186 86H181V85H178V86H176L174 83L176 82V78L174 79V81H173V83H171L172 82V79L171 78H173V75H174V77H175V75H176V77L178 78L179 77V79L181 80V82H182V80H184L185 81V83H187V84H185L184 83V81H183V84H185V85H188L187 87L188 88H193V89H195V88H206L207 87V85H205V84H207L206 82H203L202 81V78H203V76L205 77L206 76V74L204 75V74H201V69L198 71V72H200V73H198V75L196 74V71L199 69V67H202V65L200 66V64H199V62L200 61H197L193 56H190V57H187V56H185V57H183L184 55H181V54H179V55H177V51H176V44L175 45H172V46H170ZM190 47V46H189ZM233 47V46H232ZM243 46L241 45V48H242ZM249 47H247V48H249ZM63 48H64V46H63ZM63 48H61L60 47V49L62 50ZM70 48V47H69ZM74 48V47H73ZM243 48H245V47H243ZM66 49V48H65ZM72 49V48H71ZM144 49H146V48H144ZM157 49V48H156ZM192 49V48H191ZM194 49V48H193ZM196 49H198L197 47H196ZM195 49V50H196ZM224 49V50H225ZM259 49L260 48H258L257 47V50H258V52H256V53H259V54H257V55H259V56H253L254 58L256 57V61H257V57H259V60H260V56H264V53L262 52V50H261V53H260V51H259ZM57 50H58V52L59 53H57ZM60 50V51H61ZM77 50H79L78 48H77ZM83 50V49H82ZM150 50V52H152ZM222 50H223V48H222ZM230 50V49H229ZM244 50H246V48L244 49ZM254 50V49H253ZM149 51V50H148ZM233 51V50H232ZM237 51V50H236ZM248 51H249V49H248ZM248 51H244V52H247V53H245V55H243V59L246 57V56H248L247 54H249L248 53ZM255 51V50H254ZM253 51V52H254ZM5 52V53H4ZM76 52V51H75ZM77 52H79V55L81 54L80 53V51H77ZM76 52V53H77ZM144 52V51H143ZM193 52V51H192ZM224 52H226V51H224ZM231 52V51H230ZM238 52H242V50L241 51H238ZM244 52H242V54L244 53ZM252 52V51H251ZM1 53V54H2ZM71 53H73V52H71ZM145 53V52H144ZM195 53V52H194ZM233 53V52H232ZM234 53H235V51H234ZM74 54V53H73ZM148 54V53H147ZM147 54H145V55H147ZM152 54V53H151ZM151 54H150V58H151ZM153 54H154V51H153ZM193 54V53H192ZM226 54H228V53H226ZM239 54V53H238ZM237 54V56L235 55V57L236 58H239V57H241V54H240V56ZM260 54H262V55H260ZM6 55V56H7ZM60 55V56H59ZM79 55H77V57L76 58H78L79 57ZM88 55V57H89V54H87ZM156 55V54H155ZM162 55H164V56H162ZM172 55H173V57H172ZM195 55V54H194ZM234 55V54H233ZM254 55V54H253ZM256 55V54H255ZM5 56V55H4ZM52 56H53V58H52ZM64 56V55H63ZM71 56V55H70ZM161 56V57H160ZM179 56V57H178ZM180 56L181 57H183V58H180ZM231 56V55H230ZM262 56V58H264ZM57 57V58H58ZM65 57V56H64ZM64 57H62V58H64ZM74 57V56H73ZM113 57H116V56H112V59H114ZM145 57V56H144ZM148 57V56H147ZM155 57V56H154ZM173 58V61H175V63L177 64L176 66V69H174L175 68V66H173V63H172V58ZM227 57V56H226ZM233 57V56H232ZM231 57V58H232ZM235 57H233V58H235ZM252 57V56H251ZM155 58H157V57H155ZM194 58V59H193ZM224 57H222V59H223ZM228 58V57H227ZM226 58V59H227ZM60 59H59V61H60ZM75 59V58H74ZM85 59V58H84ZM119 59L120 58H118V61H119ZM152 59V58H151ZM181 59H183V60H181ZM245 59H247V58H245ZM253 59V58H252ZM1 60V59H0ZM56 60H58V59H56ZM78 60V59H77ZM144 60H146V58L144 59ZM228 60V59H227ZM237 60H240V59H237ZM250 59L248 58L247 59V61H249ZM255 60L253 61V64H254V62H255ZM259 60H258V62H259ZM264 60V59H263ZM6 61V62H7ZM63 61V60H62ZM75 61V60H74ZM111 61H114V60H111ZM143 61V60H142ZM152 61V60H151ZM185 62V65H183V63ZM222 61V60H221ZM220 61V62H221ZM229 61V60H228ZM227 61V62H228ZM233 61V60H232ZM231 61V62H232ZM246 61V62H247ZM55 62V61H54ZM76 62V61H75ZM84 62V61H83ZM82 62V65L85 63H83ZM89 62V61H88ZM100 62V61H99ZM120 63H122V61H119ZM230 62V63H231ZM242 62H245V61H241L240 63H242ZM261 62H262V59H261ZM260 62V63H261ZM78 63V62H77ZM77 63H75L76 65H77ZM113 63H115V65H113V68L114 69H111V70H115V69H119V67H118V62H117V59L115 60V62H113ZM123 63H125V61H123ZM122 63V64H123ZM156 63V62H155ZM226 62H224L223 64H225ZM229 63V62H228ZM229 63V64H230ZM251 63V62H250ZM256 63V65L255 66H259V65H261V64H257V62H255ZM56 64V63H55ZM88 64V63H87ZM111 64H112V62H111ZM121 64V65H122ZM142 64V63H141ZM172 64V65H171ZM198 64H199V66H198ZM221 64V63H220ZM223 64H221V65H223ZM233 64H235V63H233ZM248 64H249V62H248ZM247 64V65H248ZM252 64V65H253ZM85 65V64H84ZM89 65H90V63H89ZM169 65H171V67L169 66ZM175 65V64H174ZM238 65V64H237ZM245 65H246V63H245ZM245 65H243V66H245ZM57 66V65H56ZM74 66V65H73ZM124 66V65H123ZM122 66V67H123ZM150 66H152V64L150 65ZM154 66V65H153ZM184 66V67H183ZM204 66V65H203ZM232 66V64L230 65V67ZM236 66V65H235ZM234 66V67H235ZM242 66V67H243ZM254 66V67H255ZM264 65H262V67H257L258 69H261V71H263L262 70V68L264 69V67H263ZM76 67H78V66H76ZM84 67H86V66H84ZM83 67V68H84ZM89 67V66H88ZM88 67H86V68H88ZM102 67V66H101ZM173 67V68H172ZM185 67L187 68V69H185ZM238 67V66H237ZM237 67H236V69L235 70H237ZM250 67H253V66H250ZM249 66H248V68L246 67V69L243 67V69H245V73H239L238 74V70L236 71L237 72V74L238 75H241V79H242V77L243 78H247L248 77V79H250L251 77H252V75H251V77H250V73H252V71L251 72H249L250 70L249 69H251ZM253 67V68H254ZM73 68H75V67H73ZM204 68H205V66H204ZM251 69V70H254V69ZM0 69L2 70V67L0 66ZM239 69H240V67H239ZM242 69V68H241ZM13 70V69H12ZM60 70V69H59ZM68 70V69H67ZM65 71V72H69L70 70H68V71ZM72 70V69H71ZM81 70H82V68H81ZM120 70V69H119ZM233 70V69H232ZM255 70H256V68H255ZM204 71H205V69H204ZM204 71H202V72H204ZM234 71V70H233ZM241 71V70H240ZM244 71V70H243ZM260 71V70H259ZM62 72V71H61ZM71 72V71H70ZM122 72V71H121ZM120 72V73H121ZM208 72V71H207ZM253 72H256V71H253ZM115 73V72H114ZM257 73V72H256ZM255 73V74H256ZM262 73V72H261ZM62 74H64L63 72H62ZM70 74V73H69ZM111 74V73H110ZM109 74V75H110ZM113 74V73H112ZM123 74V73H122ZM201 74V75H200ZM209 74V73H208ZM236 74V76L238 77V75ZM254 74V75H255ZM264 74V73H263ZM17 75V76H18ZM109 75H107V78L109 77ZM195 75H197V78L198 77H201L200 78V80L202 81V82H200L199 81V78L197 79L196 78V76ZM200 75V76H199ZM230 75V74H229ZM228 75V76H229ZM104 76V75H103ZM111 76V75H110ZM235 76V77H236ZM114 77V76H113ZM208 77V76H207ZM240 77V76H239ZM255 77V76H254ZM111 78V77H110ZM109 78V79H110ZM125 78H126V76H125ZM220 78V79H219ZM225 78V77H224ZM232 78V77H231ZM253 78V77H252ZM114 79V78H113ZM127 79H128V77H127ZM205 78H203V80H204ZM215 80H218V82L216 81L215 83H214V81H213V84L215 85H212V83H209L210 84V86L212 85V86H214V87H216V88H222L224 85H226V84H224L222 87H218L217 86V84L219 85H222L221 83H223L226 79H223L222 78V76L220 77V76H218V79L215 77L214 78ZM238 79V78H237ZM163 80V79H162ZM168 80V81H169ZM180 80H179V82H180ZM227 80H229V79H227ZM243 80V79H242ZM165 81H167L166 79H165ZM178 81V80H177ZM187 81V82H186ZM195 81H198V82H195ZM205 81V80H204ZM231 82H232V80H230ZM230 81H226L227 82V86H228V88H230L231 86H232V84L233 83H231ZM240 81V80H239ZM248 81V80H247ZM251 81V80H250ZM164 82V81H163ZM162 82V83H163ZM199 82L201 83V84H199ZM226 82H224V83H226ZM231 84H230V83ZM126 83H127V87H128V84H130V82H127L126 81ZM167 83V84H168ZM176 83H178V82H176ZM205 83V84H204ZM228 83L230 84V85H228ZM252 83V82H251ZM161 84V83H160ZM174 84V85H173ZM208 84V85H209ZM26 85V86H27ZM131 85V84H130ZM163 85V87H164V84H162ZM161 85V86H162ZM203 85V87H201V86ZM132 86V85H131ZM145 86V85H144ZM159 86V85H158ZM169 86H167V87H169ZM132 88V87H131ZM161 88V87H160ZM181 88V89H180ZM184 88V89H183ZM208 88V87H207ZM211 88V87H210ZM213 88V87H212ZM226 88V87H225ZM128 89H130V87L128 88ZM163 89V88H162ZM131 90V89H130ZM159 90V89H158ZM157 90V91H158ZM72 93H71V92ZM187 91V90H186ZM40 92V93H41ZM180 93V94H181ZM56 95V96H53V95ZM62 94V96H60ZM74 94V93H73ZM207 94V93H206ZM64 95H66L64 98H63V96ZM210 95V94H209ZM57 96H58V98L59 99H61V101L59 100V104L56 102H54L53 100H52V97H54V98H57ZM61 98H60V97ZM205 96H208V95H205ZM136 97V96H135ZM135 97H133L134 99H135ZM8 98V99H7ZM57 98V99H58ZM66 98V99H65ZM210 98V97H209ZM42 99V98H41ZM65 99V100H64ZM71 99V100H72ZM17 100H18V98H17ZM56 100V99H55ZM70 100V101H71ZM78 100V99H77ZM173 100V99H172ZM172 100H170L172 103H170L168 100V102L170 103V104H173V101ZM19 101V100H18ZM55 103H53V102ZM68 101V100H67ZM139 101H141V100H139ZM142 101H143V99H142ZM183 101V100H182ZM181 101V102H182ZM10 102V101H9ZM16 102V101H15ZM74 102L76 103V105H78L77 104V102L74 100ZM73 102V103H74ZM129 103H130V100L128 101ZM186 102V103H187ZM18 103V102H17ZM62 103V102H61ZM65 102H63L62 104H64ZM43 104V105H44ZM58 104V105H57ZM169 104V106L170 107H172V106H174V105H170ZM192 104V103H191ZM42 105V104H41ZM40 105V106H41ZM61 105V104H60ZM65 105V104H64ZM75 105V106H76ZM127 105V104H126ZM181 105V104H180ZM184 105H187V104H184ZM189 105H190V103H189ZM58 106H59V108H58ZM129 106L130 105H128V109H127V107L125 108V110L127 109L128 111H126L125 112V115H126V113H128L124 118L123 117H121V118H123L121 121L123 122V124H125L124 126L122 125V131H123V133H124V136H126L127 138H129L130 136L132 137V138H134L133 136L137 133L138 135L137 136H139V134H140V131H138V127H137V125H138V123H139V121L137 120V118H135V119H133L130 115H132V114H135V113H137V112H139L138 110H139V106L137 107H135V105L133 104V106H132V104H131V109L129 108ZM179 106V105H178ZM177 106V107H178ZM26 107V106H25ZM134 107H135V110H132V109H134ZM187 107V106H186ZM26 108H28V107H26ZM30 108V107H29ZM141 108V107H140ZM187 108H189V107H187ZM41 109H44L43 107L41 108ZM62 110V111H65V109H66V112H63V113H66V114H64V115H66V116H64V115H62V114H59L58 113V110ZM129 109L131 110V111H129ZM28 110H30V109H28ZM60 110V111H61ZM191 110H192V108H191ZM194 110V109H193ZM43 111V110H42ZM195 111V110H194ZM44 112V111H43ZM46 113V112H45ZM189 113V112H188ZM191 113V115L192 116H194L193 114H194V112L192 111V112H190ZM193 113V114H192ZM17 114V113H16ZM41 114V113H40ZM48 114V113H47ZM140 114L141 113H139V115L138 116H140ZM7 115V116H6ZM18 115V114H17ZM26 115V114H25ZM137 115V114H136ZM15 116V115H14ZM13 116V117H14ZM70 116V115H69ZM143 116L144 115H142V116H140L139 118H143ZM191 116V117H192ZM8 117V118H7ZM13 117H11L12 119H13ZM37 117V116H36ZM71 117V116H70ZM79 117V116H78ZM171 118V119H170ZM193 118V117H192ZM191 118V119H192ZM261 118V117H260ZM262 118H264V117H262ZM261 118V119H262ZM9 119H10V121L11 122H9ZM20 119V118H19ZM46 119H48V121L46 122ZM50 119V120H49ZM154 119V118H153ZM162 119V118H161ZM182 119V118H181ZM202 119H204V118H202ZM260 119V120H261ZM22 120V119H21ZM20 120V121H21ZM144 120V119H143ZM142 119H141V121H143ZM175 120H177V121H175ZM260 120L258 121L257 120V123L256 122H254L253 124H255L256 123V125H255V127H258L257 125H260V126H262V124H264V122L261 120V123H260ZM151 121L152 120H150V123H151ZM155 121V120H154ZM174 121V122H173ZM199 121H201V120H199ZM121 122V123H122ZM146 123V121L144 120L143 121V123ZM258 122H259V124H258ZM178 123H176V124H178ZM201 123H203L204 124V122L203 121H201ZM205 123H206V121H205ZM252 124V125H253ZM75 125L76 126H79V125H77L76 123H75ZM192 125H193V123H192ZM200 125H202V124H200ZM206 125H208V124H206ZM251 125V128H255L254 127V125L252 126ZM19 126V125H18ZM74 126V125H73ZM178 126V127H177ZM181 126V125H180ZM187 126V125H186ZM203 126L204 125H202V129H203ZM264 126H262V127H258L257 129H259V128H263ZM74 128L76 129L77 127H75L74 126ZM74 128H73V130H74ZM80 128V127H79ZM79 128H77V129H79ZM178 128H180V129H178ZM82 130V129H81ZM81 130L79 131V132H81ZM182 130H184V127H183V129ZM256 130V129H255ZM260 130V129H259ZM203 131V130H202ZM2 132H4V133H2ZM77 133H78V131H76ZM76 132H73V133H76ZM139 132V133H138ZM180 132V134H177V133H179ZM235 132H237V131H235ZM234 132V133H235ZM248 132H249V130H248ZM238 133V132H237ZM245 133H247V130H246V132ZM250 133V132H249ZM248 133V135H250ZM212 134V133H211ZM72 135V134H71ZM77 135H79V133L78 134H76V136ZM208 135V134H207ZM213 135V134H212ZM234 135V134H233ZM6 136V135H5ZM66 136H68L67 137V139H66ZM72 136H74V134L72 135ZM206 136V135H205ZM208 136H211L210 134L208 135ZM207 136V137H208ZM71 137V136H70ZM212 137H214V135L212 136ZM251 137H252V134H251ZM148 138H150V137H148ZM147 138V139H148ZM205 138V137H204ZM70 139V138H69ZM207 138H205V140H206ZM210 138L208 137V140H209ZM212 139V138H211ZM209 140L210 142L212 141V140ZM28 140H31L33 143H34V146L33 147H24L23 146V144H21V142L23 141H28ZM90 140H91V138H90ZM160 141V142H158V141ZM207 140V141H208ZM235 140H237V138L235 139ZM208 141V142H209ZM215 141V140H214ZM75 142V141H74ZM73 142V143H74ZM206 142V141H205ZM209 142V146L211 145L212 146V144L214 143V142H212V143H210ZM91 143V142H90ZM94 144H95V142H93ZM70 144H71V142L69 143V147H70ZM94 144H93V146H94ZM96 144H97V142H96ZM0 145H2V144H0ZM6 145V144H5ZM99 145V144H98ZM72 146H74V144L72 145ZM97 146V145H96ZM96 146L94 147L95 148V150H96ZM104 146H105V144H104ZM206 146V145H205ZM214 146V145H213ZM2 147H4V146H2ZM67 147H68V145H67ZM69 147H68V150H69ZM74 147H76V146H74ZM74 147H72V148H74ZM216 147V146H215ZM77 148V147H76ZM99 147H97V149H98ZM0 149H2V148H0ZM45 149V150H44ZM103 149V148H102ZM215 148H213L212 150H214ZM74 150H76L75 148H74ZM77 150H79V149H77ZM209 150H211L210 148H209ZM3 151H5V150H3ZM2 151V152H3ZM11 151V152H10ZM106 151H107V149H106ZM105 151V152H106ZM132 151V150H131ZM73 152V151H72ZM75 152V151H74ZM105 152H101L102 153V156H103V154L105 153ZM130 152V151H129ZM142 152V151H141ZM1 153V152H0ZM11 155H10V154ZM107 153V152H106ZM233 153V152H232ZM1 154H3V153H1ZM75 154V153H74ZM77 154V153H76ZM75 154V155H76ZM79 154H80V152H79ZM233 154H235V153H233ZM41 155V156H42ZM45 155V154H44ZM81 155V154H80ZM107 155V154H106ZM144 155H145V157H144ZM184 155H186V156H193L194 157V160H193V167H200V172H199V170H197L198 172H193L192 173V176H190L191 177V181L192 182H194L195 183V193H194V195H193V198H192V200H193V202L191 201V203L192 204H194V202H195V204L197 203V205L199 204V203H201V204H199V205H202V207L204 208L205 207V209H203L202 208V210H204L205 212H203L202 210H201V208L199 209V210H201L202 212H201V214L203 213H205V216H206V212H208V214L209 215H207L205 218H209L208 216H210V218L214 221V223L215 224H217V223H219V221L222 219L223 220V222H225V224H227V225H225V226H223L222 224L223 223H221V225L223 226V228H222V230L223 229H228L227 230V232L229 231L230 232V234L229 233H225L226 234V236H225V234H224V237H226V238H228L227 240H226V238L224 239L225 241L224 242H222L223 244H228L227 242H229V244L227 245L228 247H226V245H224L223 246V244H221L222 245V249H221V245H219V243L221 242V241H223L222 239L220 240V242L219 243H215V245H214V241H210V243L209 244H207V247L206 248H203V247H201V246H199V245H197L195 242H197L196 240H195V242H194V238L195 237H193V241H192V239L190 240L189 239V237H192L193 235H190L189 237H188V239L186 240V239H184L185 238V235L183 236V233H185V232H183L182 230H184L185 229V231H190L189 229H191V226H189L188 224L189 223H191L190 222V219L188 218V213L186 212V210L185 211H180L179 209H182V208H179V207H181V206H177V205H181L182 204V202H183V200H178V197H177V195H176V190H178L179 188H180V185L178 186V187H176V185L175 184H179V179H178V173H177V171L179 170L177 167H176V170L177 171H175L174 169H175V165H177L178 166V164L179 163H177L178 161H179V158L180 157H182V156H184ZM231 155V154H230ZM8 156V157H7ZM212 156V157H213ZM1 157V156H0ZM38 157V158H37ZM76 157V156H75ZM75 157H73V158H75ZM191 157H190V159H189V161H191L192 159H191ZM2 158V157H1ZM5 158V157H4ZM40 158H42V157H40ZM184 158H187V157H184ZM214 158V157H213ZM217 158V157H216ZM233 158H235V155H232V156H230V159L229 158H226L227 159V161H228V164L230 163V165H231V167L233 166V168H231L230 167V169L228 170L229 172H232L233 173V170L234 171H237L238 170V166H236V165H238V163H237V160H236V158L235 159H233ZM229 159V160H228ZM74 160V159H73ZM109 160V159H108ZM4 161H6V160H4ZM25 161H27L26 163H24ZM43 161V160H42ZM67 162H68V160H66ZM217 161V160H216ZM52 162V163H53ZM64 162V163H63ZM165 162V163H164ZM167 162V163H166ZM213 162V161H212ZM214 162H215V160H214ZM236 162V163H235ZM86 163H87V165H86ZM177 163V164H176ZM3 164H5V165H3ZM70 164V163H69ZM84 164H85V166H84ZM109 164V165H110ZM213 164V163H212ZM236 164V165H235ZM3 165V166H2ZM55 165V166H56ZM67 165H68V163H67ZM77 165V164H76ZM108 164H107V168H108V166H109ZM205 165V166H204ZM210 164H208V166H209ZM70 166V165H69ZM74 166H75V164H74ZM94 166V167H93ZM98 168H97V167ZM104 166H106V164H104ZM169 167L170 168V172H169V176H167L166 177V179H165V177H163L162 179L163 180H161L160 178H161V174L163 175L164 174V168L165 167ZM5 167V168H4ZM46 167V166H45ZM60 167H62V166H60ZM66 167H68V166H66ZM76 167V166H75ZM76 167V168H77ZM93 167V168H92ZM189 167H190V165H189ZM211 167V168H212ZM234 167H236L235 169H234ZM62 168H64V169H61L62 171L64 170L65 171V169H68V168H65V167H62ZM95 168V169H94ZM97 168V169H96ZM174 168V169H173ZM206 169H207V166L205 167ZM5 169V170H4ZM73 169V168H72ZM71 169V170H72ZM105 169H106V167H105ZM198 169V168H197ZM209 169H210V167H209ZM49 170H50V168H49ZM59 170H60V168H59ZM73 170H75V169H73ZM211 170H210V173H211ZM5 171V172H6ZM51 171V170H50ZM62 171H59L60 173L62 172ZM192 171V170H191ZM39 172H42V173H44V172H46L45 174H42V173H39ZM66 173L68 172V171H65ZM72 172V171H71ZM76 172V171H75ZM75 172H73L74 174H77V173H75ZM148 172H150V173H148ZM206 172H207V170H206ZM237 172H239V170L237 171ZM63 173V172H62ZM69 173H70V171H69ZM213 173H212V175H213ZM223 173V176H225L224 174H226V173H224V172H222ZM236 173V172H235ZM235 173L234 174H232V176L234 175V177H235V179H236V177L238 176V175H236L235 176ZM5 174V173H4ZM41 174V175H40ZM68 174V173H67ZM142 175H144L143 173H141ZM140 174V175H141ZM219 174V175H218ZM5 175H7L6 177H8V175L9 176H12V175H10V173L9 174H5ZM60 175L61 176H63L62 174H59V178H60ZM201 175H203V176H201ZM13 176V177H14ZM41 176V177H40ZM44 178H43V177ZM65 176H67V175H65ZM69 176V175H68ZM208 176H210V178L208 177ZM5 177V178H6ZM43 178V181H44V179L45 180H48V184H47V182L45 183V181H44V183L40 180V179H38V178ZM52 177V176H51ZM233 177V178H234ZM12 178V177H11ZM62 178V177H61ZM69 178H71V177H69ZM145 178V177H144ZM209 178V179H208ZM224 178V177H223ZM231 178V177H230ZM232 178V179H233ZM50 179H52V178H50ZM82 179L84 180V181H82ZM220 179V178H219ZM226 180H224V181H228V179H227V177L225 178ZM64 180V179H63ZM160 180V181H159ZM230 180V179H229ZM6 181V180H5ZM236 181V180H235ZM72 182V181H71ZM224 184H226V185H224ZM0 183H1V181H0ZM66 183V182H65ZM73 183V182H72ZM145 183V184H144ZM236 183V182H235ZM2 184V185H3ZM71 184V183H70ZM3 185V186H4ZM64 185H66V184H64ZM75 185V184H74ZM175 185V186H174ZM62 188H61V187ZM68 186V185H67ZM225 186H227V187H225ZM68 187H70V186H68ZM75 187V186H74ZM2 188V187H1ZM0 188V189H1ZM66 188V187H65ZM227 188H231V190H232V193L234 194V195H232V193H229L231 190H228ZM264 188V187H263ZM235 189V190H234ZM2 190V189H1ZM0 190V191H1ZM179 191V190H178ZM229 191V192H228ZM73 192V191H72ZM178 194V193H177ZM232 195V196H231ZM119 196V195H118ZM144 197H145V195H144ZM74 198V199H73ZM218 199H220V200H218ZM224 201H223V200ZM216 200L217 201H219V203H217L216 202ZM181 202V203H179V202ZM189 201V200H188ZM216 202V203H215ZM185 203V202H184ZM191 203L189 204V205H191ZM67 204V206H69ZM95 206H94V205ZM98 204H100V205H98ZM144 204V203H143ZM222 204H223V211H221L220 209V206H222ZM228 204V203H227ZM231 204V203H230ZM98 205V206H97ZM146 205H147V203H146ZM185 205V204H184ZM188 205V206H189ZM198 205V207H200ZM219 206V208L218 207H216V206ZM97 206V207H96ZM188 206H185L186 208L188 207ZM194 206H196V205H194ZM79 207V206H78ZM144 207V206H143ZM226 207V208H225ZM75 208H76V206H75ZM91 208H93V211H92V209ZM145 208H147V206H145ZM179 208V209H178ZM184 208V207H183ZM185 208V209H186ZM189 208V207H188ZM235 208L236 209H238V204L236 203L235 204ZM191 209H192V212H193V207L191 206ZM194 209H195V207H194ZM101 210V209H100ZM139 210H141V209H139ZM143 210V209H142ZM188 210V209H187ZM196 210V209H195ZM146 211V210H145ZM57 212V213H56ZM182 212V213H181ZM184 212V213H183ZM195 212V211H194ZM78 213V214H77ZM145 213V212H144ZM187 213V214H186ZM196 213H197V211H196ZM199 213V212H198ZM76 214L78 215V216H76ZM80 215V216H79ZM198 216L197 217H199V214H197ZM74 216V217H73ZM190 217V216H189ZM200 217H203V215H201ZM199 217V218H200ZM204 217H203V219H204ZM62 218V217H61ZM75 218V219H76ZM169 218H170V220H169ZM158 219V221H160ZM164 219V218H163ZM180 219V221H179V223H177L178 222V220ZM1 220V219H0ZM52 220H54V221H52ZM55 220L56 221H60V223L56 226V228H58V230L54 227V225H52V228L54 227L55 228V232L57 231L60 235L62 234V235H65L64 237H62V235L60 236V235H56V234H53L54 233V229H52V228H50L51 227V223H55ZM162 220V219H161ZM196 220H199V219H196ZM195 220V221H196ZM200 220H201V218H200ZM163 221V220H162ZM171 221V222H170ZM74 222L72 223V224H74ZM79 222V221H78ZM77 222V223H78ZM148 222V221H147ZM154 222V221H153ZM156 222H157V220H156ZM164 222V221H163ZM163 222H161V223H163ZM166 222V223H167ZM180 222H182V224L181 225H179L180 224ZM201 222V221H200ZM7 223L9 224V223H11L10 221H8V222H6V227H7ZM145 223H146V221H145ZM205 223H206V219H205ZM1 224V225H2ZM67 224V225H66ZM71 224V223H70ZM81 224V223H80ZM88 224V223H87ZM86 224V225H87ZM90 224V223H89ZM89 224H88V227L86 228V226H85V230L87 229V230H89V231H91V228H89V227H91V225L89 226ZM264 224V223H263ZM11 225V224H10ZM9 225V226H10ZM66 225V226H65ZM81 225H85V223H83V224H81ZM139 225V227H142V226H140V224H138ZM143 225V224H142ZM170 225V224H169ZM187 225H188V228H187ZM190 225H192V224H190ZM220 225V226H221ZM229 225V226H228ZM179 226V227H178ZM180 226H186V228L185 227H183L184 229H182V230H180V231H182V232H179V230L178 229H180ZM227 226V227H226ZM225 227V228H224ZM230 229H229V228ZM7 228H9V227H7ZM12 228V227H11ZM149 228V227H148ZM148 228H145L144 229V231H142L143 233H142V236H143V238H144V243L145 244H148L149 242H150V231L152 232V234H154V233H156V231H158L159 229H158V227H155V228H152V230L150 229V231L148 230ZM182 228V227H181ZM200 228H201V225H200ZM50 229V230H49ZM51 229H52V231H53V233L51 234V235H47V234H49V232L51 231ZM142 229H143V227H142ZM170 229V230H171ZM188 229V230H187ZM221 228L219 227V229L218 230H220ZM8 230V229H7ZM10 230V229H9ZM61 230H62V232H61ZM63 230L65 231V232H63ZM84 230V232L86 233V234H88V233H90L89 231H85ZM194 230V229H193ZM221 230V231H222ZM225 230V231H226ZM139 231V230H138ZM204 231V230H203ZM202 231V232H203ZM221 231H219V232H217L219 235H220V232ZM11 232V231H10ZM132 232H134V230L133 231H131V233ZM171 232V231H170ZM169 232V233H170ZM201 231H199V233H200ZM240 232H241V234H240ZM243 232V233H242ZM257 232H258V230H257ZM187 233V232H186ZM216 233V234H217ZM223 233H224V230H223ZM252 233V232H251ZM91 234V233H90ZM130 234V233H129ZM128 234V235H129ZM187 234H189V233H187ZM227 234H229V235H227ZM46 235L48 236L47 238H46ZM57 237H56V236ZM136 234H131L129 237H130V239L131 238H134V236H135ZM222 235L223 234H221V238H222ZM243 235V236H242ZM250 235V234H249ZM253 235H260V234H253ZM59 236V237H58ZM216 236V235H215ZM51 238V239H48V238ZM55 237V238H54ZM61 237H62V242H59V241H61ZM169 237V238H170ZM218 237H220V236H218ZM252 237V236H251ZM18 238V239H17ZM57 238H59V240H57ZM69 239H71L70 237H68ZM68 238L67 239H65L66 240V242H67V240H68ZM113 238H114V240H113ZM113 238H111L114 242L112 243V241L110 242V244L109 243H107L108 245L106 246L107 247V249H110V252L112 253L113 251H111V250H114L115 249V247H114V243L115 242H117L118 241V238L116 237H113ZM186 238H187V236H186ZM259 238V237H258ZM110 239V240H111ZM116 239H117V241H116ZM199 239V238H198ZM213 239V238H212ZM253 239H255V238H253ZM12 240H14V239H11V241ZM168 239H166V242L165 243H167V242H169V241H167ZM185 240H186V242H185ZM216 240H219L218 238H216ZM247 240H249V241H247ZM227 241V242H226ZM253 241V240H252ZM11 243H13V242H11ZM64 243V244H63ZM69 243V242H68ZM113 245H112V244ZM213 243V244H212ZM168 245H169V243H167ZM218 244V245H217ZM63 245H64V247H63ZM109 245H111L112 247H110ZM166 245V244H165ZM168 245H167V247H168ZM209 245V246H208ZM115 246H116V248H118V243H115ZM17 247V248H16ZM166 247V250L169 248H167ZM223 247H224V249H223ZM18 249V250H17ZM148 249V248H147ZM152 249V248H151ZM253 248H251V250H252ZM116 250V249H115ZM160 250V249H159ZM250 250V251H251ZM169 251L167 250V252H168V254H169ZM66 252L68 253L67 255H66ZM155 252H157V249H156V251ZM160 252V251H159ZM166 252V253H167ZM79 253V254H78ZM114 253V252H113ZM148 253H150L149 251H148ZM162 253H164L163 251L162 252H160V253H156V257H151L150 255H148L147 253L146 254H143L142 255V252H140L139 254H138V257H137V264H171V262L170 261H168V258L166 259L165 258V255H166V253H165V255H163ZM81 256V257H80ZM115 256V255H114ZM166 257H167V255H166ZM113 258V257H112ZM112 258L110 257V259H109V261H111L112 263H113V261L114 262H116L115 261V257L113 258L114 260H112ZM16 259V258H15ZM86 260L87 261H85L86 263L85 264H87L88 262H90V264H91V261L89 260L88 261V258H86ZM16 261V262H17ZM16 264H18V263H16ZM110 264V263H109ZM246 264H248V263H246Z\"/></svg>",
    "mask_w": 264,
    "mask_h": 264
}]
</instances>
